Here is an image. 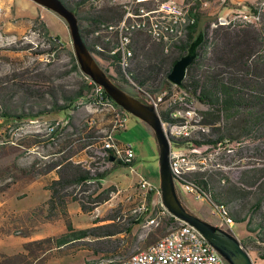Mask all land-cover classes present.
Here are the masks:
<instances>
[{
  "label": "trees",
  "instance_id": "obj_1",
  "mask_svg": "<svg viewBox=\"0 0 264 264\" xmlns=\"http://www.w3.org/2000/svg\"><path fill=\"white\" fill-rule=\"evenodd\" d=\"M62 1L77 17L79 31L87 48L93 52L95 60L104 66L103 70L119 87L129 92L127 85L134 87L133 83H136L139 86L147 85L146 89L150 92L156 93L161 89H167L170 93L172 91L186 92L195 98V104L202 116L201 121L206 126V131L199 137H173L171 141L174 146L196 145L216 148L219 145L227 146L235 142L240 143L241 140L251 136L254 132L259 133L261 137L264 136V54L256 51V46L261 39L255 29L247 28L251 24H241L240 32L235 33L230 31L231 26L219 25L216 22L211 36L209 32L204 31V40L198 48L197 57L189 65L183 80V88L180 89L174 87L166 76L173 63L185 53L189 42L197 32L201 19L214 16V14H210L209 9L212 0H191L189 15L194 17L195 22L187 25L179 42L170 46L169 50H175L176 54L174 55L170 56L169 53H166L163 44L153 40L145 33L134 32L131 43L132 55L127 68L121 67L117 55L110 54L109 44L106 43V40H102V36L105 34H94L102 23L120 20L124 13L123 3L121 1L112 3L110 0ZM219 3L223 7H238L237 3H232L230 0H223ZM246 5L245 9L254 10L255 4L247 3ZM37 19L36 16L32 29L47 42V48L28 50L31 45L27 43L23 46H6L5 49L27 50L36 56L51 53L55 55L62 43L56 36L50 35L44 22H37ZM258 24L264 29V12L259 13ZM147 45L150 48L144 52L147 61L142 72L138 68L132 69L131 60L139 51L148 48ZM67 53L70 62L68 72H74L79 78L76 87L69 90L47 87L40 91L30 87L32 82H38V85L42 87L40 81L23 82L21 87L18 86L11 92V94L21 92L22 103L19 107L7 103L9 102L7 97L4 100L0 99V131L7 122L17 129L24 118H37L59 111L68 113L77 108L75 103L78 100L89 103L93 101V85L80 70L73 51ZM27 78L29 79L30 76ZM104 95L112 100L105 91ZM137 98L148 103L143 97ZM167 99L168 96L157 109L161 120H168ZM107 118L108 116H106V120ZM49 124H54L51 132H35L30 136L34 139L32 143L45 146L53 145L56 150L47 153V155H41L40 158L34 159L23 167H18V165L15 167L25 175L42 176L44 189L48 191V196L30 212L26 210L25 213L18 216L20 225L19 222L15 223L14 220H10L12 228L5 230L1 227L0 233L4 236L14 235L29 238L37 232L38 224L53 222L57 219H62L65 231L23 242L22 251L10 255L3 254L0 264H45L54 253H70L75 249L87 246L92 247L96 252L102 249V242L108 241L118 233L126 232L127 224L134 219V216L124 219L122 214L116 212V214H108L111 218H117L111 223L86 228H75L72 225L67 211V203L74 201L83 212L91 213L97 206L106 202L115 190L113 185L103 186L106 175L111 169L124 163L115 159L109 161L107 156H103L111 163V166L100 170L96 168L95 161L99 162V160H93L94 153L92 151L95 149V144L99 145L97 149L106 150L99 143L104 132L95 131L88 122L75 124L73 118L68 114L65 119L52 120ZM70 126H73V129L66 133V128ZM7 130L9 131L4 134L5 141L10 136V128ZM62 132H65V138L60 143L58 141H60L59 137ZM57 143L60 145L58 146ZM77 146L86 151V159L81 161L72 159L77 154ZM249 172L248 176L243 173L238 181L241 185L256 186V189H262L263 193L251 208L255 212L259 210L264 199V168L260 173H254L252 170ZM190 178L204 186L210 198L209 204L213 202L225 205L234 222L247 220V231L252 235L240 242L245 247L253 248L257 257L264 262V214L261 216V220L254 222L252 216L248 218L241 216L238 210L233 208L236 199L247 195L243 187L230 183L227 176L218 178L220 186L211 187L209 180L204 177V172L199 171L192 173ZM9 184L1 186L0 191L8 188ZM92 185L94 188L91 190ZM150 194L147 196L148 203L151 198ZM160 205L161 203H158L156 208L151 209V216L155 215L154 211ZM133 215H138V212ZM164 220L175 223V226L183 223L172 215ZM210 222L217 225L213 219ZM252 242H255L256 246ZM85 264L95 263L87 262Z\"/></svg>",
  "mask_w": 264,
  "mask_h": 264
},
{
  "label": "rangeland",
  "instance_id": "obj_2",
  "mask_svg": "<svg viewBox=\"0 0 264 264\" xmlns=\"http://www.w3.org/2000/svg\"><path fill=\"white\" fill-rule=\"evenodd\" d=\"M178 1L181 2L182 0ZM220 1L222 2L223 0H212L209 9L210 14H214V16L202 18L199 22L202 29L209 32L210 36L217 22V15L224 16V9L227 8L223 7L219 3ZM239 1V3L237 2L238 7H233L234 9L245 10L247 3H257V1L260 2L261 0ZM31 4H35V2L32 0H14L11 3L4 0V2H0L2 10L0 13V99L4 100L6 97L9 98L7 99L9 102L7 103L14 107H19L22 103L21 92H14L12 94L11 92L14 88L21 87L23 82L40 81L39 83L42 84V87L38 85V82H32L30 87L42 91V89H46L47 87L69 90L76 87L77 81L79 80L74 72H68L70 62L67 52L73 51V48L66 23L55 12L41 7V5L39 6L41 9L36 11L34 10V5ZM150 6L154 5L150 4ZM221 10L222 12H220ZM36 16L38 17L37 22H44L50 35L56 36L61 41L62 44L56 54L53 55L51 53L36 56L27 50L5 49L6 46H23L27 43L31 45L28 50L48 47L47 42L32 29ZM240 25L231 26L230 31L235 33L240 32ZM247 28L255 29L258 32L261 40L256 46V51L264 54V29H262L260 24H251ZM149 48L150 46L144 48L134 56L130 63L132 69L138 68L140 71L143 70L147 61L144 52ZM171 50H167L166 53H169L170 56L176 54L174 49ZM28 76H30L29 79L27 78ZM127 86L134 94L143 97L148 102V99L145 98V94L142 91H137L131 86ZM146 86L143 85L142 87L146 89ZM149 93L154 94L150 91ZM75 104L77 108L68 113L67 111H59L41 115L37 118H24L21 120L20 126L17 129L12 127L9 122L3 125L0 131V187L6 183L10 184L8 188L0 191V228L2 227L5 230L12 228L10 227V220H14L15 223L19 222L18 224L20 225L21 222L18 216L25 213L24 211L26 210L30 212L42 200L44 178L42 176L33 177L32 175H25L15 167L17 165L18 167H23L34 159L40 158L41 155H47V153L56 149L53 145L45 146L32 143L34 139L30 136L31 133L48 132L46 128L52 120H63L68 114L73 118L75 124L88 122V124L94 127L95 131L99 133L105 131L107 124L106 116H102L103 111H101L100 107L79 100ZM9 128L10 136L5 141L4 134L9 131L7 130ZM72 129L73 126H70L66 128L65 132L67 133ZM65 132L60 134V141L58 142L61 143L63 141ZM117 137L131 143L134 161L131 165H117L106 175L103 186L113 185L115 190L111 196H114L119 202L112 209H99L98 212L100 214L107 213V215L112 213L116 214L117 212L122 214V217L125 219L128 216H133L131 214H137V212L130 211V214H128L129 212L124 211V209H132L131 206L135 207L132 203L135 204L141 199V192L137 185L140 177H144L152 184L159 186L158 150L152 130L144 122L130 113H127L125 127L117 133ZM60 143H57V145L59 146ZM97 147L99 145L95 144V149L92 151L94 153L93 160H99V162L95 161L96 168L100 170L111 166V163L103 158L102 151L97 149ZM173 149L181 151L188 150L187 146H173ZM76 151L77 154L72 158L74 161H79L81 159L80 155H83V159H86L87 153L84 149L77 146ZM205 154L206 166L199 172H204V177L209 180L211 187L221 185L218 180L220 176H227L230 183L241 185L238 180L242 177L241 175L243 173L245 176H248L250 170L254 173H260L261 169L264 168V136L261 137L259 133L254 132L251 136L241 140L240 143L235 142L227 146L219 145L216 148H207ZM50 175L52 176V173ZM175 186L179 198L185 207L198 216L203 215L207 220L212 221L213 219L217 223L216 219L209 214L211 205L207 199L197 197L195 193L187 191L177 181L175 182ZM241 186L247 192V195L236 199L233 203V208L238 210L241 216H245L246 218L252 216L254 222L261 220V216L264 214V199L261 202L259 210L254 212L251 208H253L258 197L263 193L262 189H256V186ZM93 188L94 186L92 185L91 190ZM150 195L153 202H156V199L160 198V195L157 193H151ZM127 202H130V204H127ZM156 206L157 204L153 205L152 209L154 207L156 208ZM85 223L86 220L82 219L79 226H84ZM44 224H38L37 232L33 235V238L46 236L55 229ZM246 225L247 220L232 224L231 231L238 240H243L252 235V233L247 231ZM174 226L175 223L161 219L158 220L157 225H152V230H154L153 232L157 236H161ZM26 240L28 239L23 240V238L14 235L4 236L0 233V260L3 254L10 255L22 251V243ZM252 243L256 246L255 242ZM246 249L254 264H264L257 257V253L253 248L246 247Z\"/></svg>",
  "mask_w": 264,
  "mask_h": 264
},
{
  "label": "built area",
  "instance_id": "obj_3",
  "mask_svg": "<svg viewBox=\"0 0 264 264\" xmlns=\"http://www.w3.org/2000/svg\"><path fill=\"white\" fill-rule=\"evenodd\" d=\"M121 1L124 13L116 22L102 23L94 32L95 35L105 34L102 39L110 46V54L117 55L122 68L129 67L132 55L131 43L134 32L141 31L153 40L163 44L167 52L170 46L179 42L185 33L187 25L194 24L195 19L190 14L191 0H110L115 3ZM153 4L154 6H150ZM206 5V3H204ZM0 7V13H1ZM264 12V0L256 3L254 10H240L229 16L217 17V24L235 26L237 24L257 25L259 13ZM98 48V45H97ZM88 81L93 85V101L91 104L100 107L103 117L108 116L104 135L100 138L101 147L108 151H102L107 158L111 155L115 160L131 165L134 159L132 145L129 141L117 137V133L124 129L127 114L124 109L109 107V99L105 97L102 86L96 84L88 76ZM132 88L142 91L156 111L165 102L168 96V120H161L162 131L167 138L170 148L168 160L174 181L196 194L197 197L210 200L208 192L203 185L194 182L190 175L201 171L206 166L207 146L187 145V151L173 149L171 139L173 137H199L206 131L202 123V116L198 111L195 98L186 92L161 89L154 94L142 86L133 83ZM177 87V86H174ZM173 89V88H172ZM158 113V111H157ZM160 117V116H159ZM54 124L47 125V131L53 130ZM109 152V153H108ZM141 192V205L138 210L146 208V197L150 193L160 195L157 185L152 184L144 177L137 181ZM209 214L213 216L217 225L232 232L234 223L225 205L211 202ZM160 207H163L160 205ZM160 207L155 215L148 220L149 225H157L158 220L165 219L169 215L160 214ZM187 223H180L170 228L167 232L150 243L144 249L119 258L104 259L100 264H226L222 256L208 244L204 236L197 230L196 236L187 235ZM254 264V262H253Z\"/></svg>",
  "mask_w": 264,
  "mask_h": 264
},
{
  "label": "water",
  "instance_id": "obj_4",
  "mask_svg": "<svg viewBox=\"0 0 264 264\" xmlns=\"http://www.w3.org/2000/svg\"><path fill=\"white\" fill-rule=\"evenodd\" d=\"M59 15L66 23L71 37L73 53L80 70L96 84L102 86L112 101L122 109L144 122L155 138L158 150V172L160 203L170 215L198 230L207 242L222 256L226 264H253L246 247L230 231L191 212L179 198L169 160V142L165 137L160 117L153 104L146 103L119 87L98 64L83 41L77 17L62 0H32ZM204 40V30L199 25L187 49L171 66L166 78L174 86L183 88V80L189 65L197 57L199 46ZM114 161L113 156L108 157Z\"/></svg>",
  "mask_w": 264,
  "mask_h": 264
},
{
  "label": "crops",
  "instance_id": "obj_5",
  "mask_svg": "<svg viewBox=\"0 0 264 264\" xmlns=\"http://www.w3.org/2000/svg\"><path fill=\"white\" fill-rule=\"evenodd\" d=\"M7 1L11 3L14 0H7ZM230 1L232 3L240 2L239 0H230ZM0 2L2 3L4 2V0H0ZM249 4H256V2L249 3ZM31 5H34L33 7H34V10L36 11H39V9H41L39 5L36 3L31 4ZM224 10H225L224 16H226L233 12L240 11L241 9H234L233 7H227ZM220 12H222V10ZM218 17H222V15H218ZM80 158L81 159H79V161L83 160L84 156L80 155ZM47 196H48V191L44 189L43 194H42V200L40 203H42L47 198ZM118 202L119 201H117L114 198V196H110V198L106 202L97 206L91 212L92 214H87L80 209L79 205L76 202L69 201L67 203V211H68L70 220L72 222V225L75 228L92 227L96 225H103V224L111 223L117 220V218L114 219V218L109 217L107 213L100 214L98 210L99 209L101 210L102 209L104 210L112 209L116 204H118ZM141 203L142 201L139 200V202H136L135 204L132 203L133 205H135V207L131 206L132 209L131 208L124 209V211H127V212L129 211L138 212V215L131 214L134 216V219H132V221L129 222V224H127L128 226H127L126 232L118 233L112 236L108 241L105 240L104 242H102L101 243L102 251L98 250L94 252L92 247H89V246L80 247L78 249L71 251L70 253H65V254L54 253L47 259L45 264H85L87 262H94L95 264H100L104 259L124 257V256H128L130 254H133L135 252H138L144 249L146 246H148L150 243L154 242L157 238L160 237V236H157L155 232H153L154 230H152V225H149L147 223L148 220L152 217L150 215V211L153 205L155 204L158 205V203H160V198L156 199V202H153V199L151 200L150 198V202L146 203V208L144 210H138V207L139 205H141ZM127 204H130V202H127ZM130 212L128 214H130ZM133 216L131 218H133ZM82 219L86 220V223L84 226H79V223ZM44 225L55 228L48 235H56V234H60L65 231V226H64L62 219H57V220H54L53 222H46ZM40 237H44V236H40ZM40 237H36V238H40ZM34 238L32 235L29 238H23V240L25 239L30 240Z\"/></svg>",
  "mask_w": 264,
  "mask_h": 264
},
{
  "label": "bare ground",
  "instance_id": "obj_6",
  "mask_svg": "<svg viewBox=\"0 0 264 264\" xmlns=\"http://www.w3.org/2000/svg\"><path fill=\"white\" fill-rule=\"evenodd\" d=\"M102 40H105V39H102ZM98 48H99V45H98ZM109 107L118 108V105L115 104L112 100L109 99ZM160 214L170 215V213L167 211V209L165 207H161L160 208ZM187 235L196 236L197 235V230L194 227H187Z\"/></svg>",
  "mask_w": 264,
  "mask_h": 264
},
{
  "label": "flooded vegetation",
  "instance_id": "obj_7",
  "mask_svg": "<svg viewBox=\"0 0 264 264\" xmlns=\"http://www.w3.org/2000/svg\"><path fill=\"white\" fill-rule=\"evenodd\" d=\"M99 65L104 69V66H103L102 64L99 63ZM108 75H109V74H108ZM128 91H129V93L135 95L136 97H140V96H138V95L132 93V92H131L132 90H130L129 88H128ZM140 98H141V97H140ZM200 217L206 218V217H204L203 215H201Z\"/></svg>",
  "mask_w": 264,
  "mask_h": 264
},
{
  "label": "clouds",
  "instance_id": "obj_8",
  "mask_svg": "<svg viewBox=\"0 0 264 264\" xmlns=\"http://www.w3.org/2000/svg\"><path fill=\"white\" fill-rule=\"evenodd\" d=\"M42 7V6H41Z\"/></svg>",
  "mask_w": 264,
  "mask_h": 264
}]
</instances>
